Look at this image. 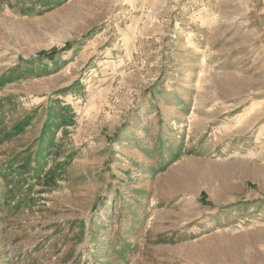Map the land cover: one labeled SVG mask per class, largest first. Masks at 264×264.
I'll list each match as a JSON object with an SVG mask.
<instances>
[{
	"label": "rangeland",
	"instance_id": "374dc122",
	"mask_svg": "<svg viewBox=\"0 0 264 264\" xmlns=\"http://www.w3.org/2000/svg\"><path fill=\"white\" fill-rule=\"evenodd\" d=\"M0 264H264V0H0Z\"/></svg>",
	"mask_w": 264,
	"mask_h": 264
}]
</instances>
